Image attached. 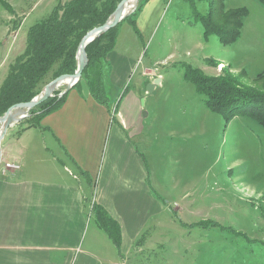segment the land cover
Here are the masks:
<instances>
[{"label": "rangeland", "instance_id": "rangeland-1", "mask_svg": "<svg viewBox=\"0 0 264 264\" xmlns=\"http://www.w3.org/2000/svg\"><path fill=\"white\" fill-rule=\"evenodd\" d=\"M67 1L0 0V86L24 51L28 29ZM164 2L150 32L137 37V26L135 34L122 22L116 50L138 60L129 83L143 67L162 80L146 98L157 119L152 128L163 123L161 134L168 129L179 134L171 139L178 148L172 149V157L167 154L165 173L157 175L172 193L169 213L177 227L165 236L164 247L157 241L154 248L145 245L138 255H128L127 264H264V128L246 115L226 122L206 107L205 97L186 76L189 70L207 77L228 73L243 87L264 94V6L258 0L215 1L217 15L237 8L248 11L238 40L224 47L216 35L202 34L199 17L208 12L207 2ZM64 90L65 85L58 87L51 98H59ZM36 118L28 113L8 129L0 141V167L1 150L27 123L39 126L43 118ZM91 219L90 227L97 226Z\"/></svg>", "mask_w": 264, "mask_h": 264}, {"label": "crops", "instance_id": "crops-1", "mask_svg": "<svg viewBox=\"0 0 264 264\" xmlns=\"http://www.w3.org/2000/svg\"><path fill=\"white\" fill-rule=\"evenodd\" d=\"M164 4L144 2L134 19L137 37L151 31ZM120 38L102 76L108 108L82 82L38 127L22 130L1 150L2 165L15 163L19 170L0 172V264H127L145 245L164 247L176 229L172 193L157 175L165 173L167 154L178 148L171 139L179 134H161L163 123L152 128L157 119L145 87L156 77L143 67L128 82L138 60L116 50ZM94 205L117 223L119 248L90 227Z\"/></svg>", "mask_w": 264, "mask_h": 264}, {"label": "trees", "instance_id": "trees-1", "mask_svg": "<svg viewBox=\"0 0 264 264\" xmlns=\"http://www.w3.org/2000/svg\"><path fill=\"white\" fill-rule=\"evenodd\" d=\"M121 1L68 0L57 4L45 20L30 27L26 34L24 51L10 65L0 86V117L11 106L30 102L38 96L48 80L74 74L77 69L76 52L81 39L90 30L102 26ZM145 1L138 0L135 11L124 20L135 32L137 30L134 19ZM199 1L209 4L208 12L199 17L203 36L206 38L208 35H216L224 47L233 45L240 36L248 11L245 8H237L227 14L217 15V11L214 13L212 8L216 0ZM258 1L264 6V0ZM120 24L86 46L87 65L80 80L73 87L78 88L83 82L90 96L106 108L108 97L102 76L106 58L116 45ZM186 76L196 86L197 93L205 97V105L211 112L223 115L226 122L236 115H246L264 128V94L243 87L228 73L207 77L200 71L189 70ZM65 98L66 93L59 98H49L29 113L35 114V120L39 121L58 110ZM27 124L17 134L24 129L38 126L37 123ZM92 216L97 226L107 234L115 247L119 248L120 230L117 223L97 205L92 208Z\"/></svg>", "mask_w": 264, "mask_h": 264}, {"label": "water", "instance_id": "water-1", "mask_svg": "<svg viewBox=\"0 0 264 264\" xmlns=\"http://www.w3.org/2000/svg\"><path fill=\"white\" fill-rule=\"evenodd\" d=\"M137 2L138 0H122L117 5L110 18L102 26L90 30L83 36L76 52L77 69L74 74L58 76L46 84L41 93L34 97L30 102L15 104L7 109L3 116L0 117V141L11 126L27 118L28 113L47 99L51 98L53 92L58 89V87L66 83L65 90L61 94L62 96L75 86L80 80L82 71L87 65V56L85 53L86 46L127 19L134 12ZM127 5H129L128 10H126ZM159 83L160 79L157 78L153 83L146 86V91L151 93ZM141 103L143 106V101H141ZM142 115L146 116V112H143Z\"/></svg>", "mask_w": 264, "mask_h": 264}, {"label": "built area", "instance_id": "built-area-1", "mask_svg": "<svg viewBox=\"0 0 264 264\" xmlns=\"http://www.w3.org/2000/svg\"><path fill=\"white\" fill-rule=\"evenodd\" d=\"M17 170H19V165L15 164V163H5L4 165H2L0 167V172L2 174H6V173L12 172V171L14 172V171H17Z\"/></svg>", "mask_w": 264, "mask_h": 264}, {"label": "bare ground", "instance_id": "bare-ground-1", "mask_svg": "<svg viewBox=\"0 0 264 264\" xmlns=\"http://www.w3.org/2000/svg\"><path fill=\"white\" fill-rule=\"evenodd\" d=\"M128 8H129V5L126 6V10H128ZM65 84H66V83H64L63 85H65ZM61 86H62V85H61Z\"/></svg>", "mask_w": 264, "mask_h": 264}]
</instances>
